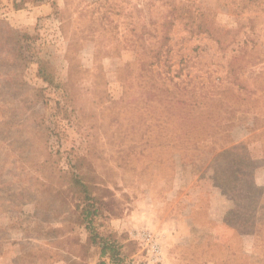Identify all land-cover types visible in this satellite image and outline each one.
Wrapping results in <instances>:
<instances>
[{"label":"rangeland","instance_id":"obj_1","mask_svg":"<svg viewBox=\"0 0 264 264\" xmlns=\"http://www.w3.org/2000/svg\"><path fill=\"white\" fill-rule=\"evenodd\" d=\"M43 1L0 0V264H264V0Z\"/></svg>","mask_w":264,"mask_h":264},{"label":"trees","instance_id":"obj_2","mask_svg":"<svg viewBox=\"0 0 264 264\" xmlns=\"http://www.w3.org/2000/svg\"><path fill=\"white\" fill-rule=\"evenodd\" d=\"M47 70L45 69V67L42 66V64L39 66V71H38V75L41 79L44 80V82H48L51 84V78H50V74L48 75L47 74ZM172 95V99H175L174 98V94H171ZM183 98H179L177 99V102L178 103H184L183 102ZM77 184L84 187V184H82L80 181H77ZM87 189V188H85ZM88 196V191L86 190L85 192ZM89 197V196H88ZM88 213L87 215V218L92 217L95 215V213H97V211H92V210H87L86 211ZM90 220V219H89ZM88 222V220H87ZM88 228L91 230V224H88ZM93 232V231H92ZM91 232V233H92ZM97 234H95L94 232L91 234V239H93L94 237H96ZM98 240V239H97ZM99 246L101 247V254L104 256V255H107V253L110 255V257H113L114 261H115V246L113 245V243L109 242L106 238H99ZM96 243V242H95Z\"/></svg>","mask_w":264,"mask_h":264},{"label":"crops","instance_id":"obj_3","mask_svg":"<svg viewBox=\"0 0 264 264\" xmlns=\"http://www.w3.org/2000/svg\"><path fill=\"white\" fill-rule=\"evenodd\" d=\"M27 13L30 15V18H36L40 17L41 15H47L51 11V5L49 3V0H44L42 3H40L37 7L30 8Z\"/></svg>","mask_w":264,"mask_h":264}]
</instances>
